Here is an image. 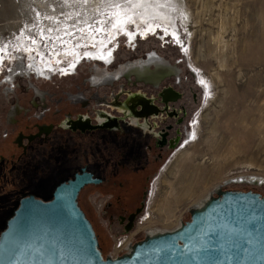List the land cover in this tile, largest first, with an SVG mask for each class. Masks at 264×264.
I'll list each match as a JSON object with an SVG mask.
<instances>
[{"label": "rangeland", "instance_id": "rangeland-1", "mask_svg": "<svg viewBox=\"0 0 264 264\" xmlns=\"http://www.w3.org/2000/svg\"><path fill=\"white\" fill-rule=\"evenodd\" d=\"M105 3L107 0H101ZM157 3L143 0L126 14L116 9L98 14L84 0H0V228L22 195L34 193L47 199L58 182L83 165L106 178L104 185H85L77 203L92 225L100 251L109 257L124 253L117 243L126 236L132 238L136 229L139 232L133 242L150 229H173L188 218L189 208L198 207L217 188L250 189L264 195V0H167L168 11ZM158 14L157 20L145 18ZM52 20L59 23L60 30L73 29L76 35L91 27L92 32L85 42L72 38L55 46L50 38L40 36L42 22ZM153 27L177 30L185 54L171 38L158 37L151 31ZM138 31L142 35L130 42L126 35ZM104 45L114 50L110 66L83 59L67 69L71 52ZM33 47L40 52L31 50ZM12 53L19 54L23 65L29 57L38 56L59 65L42 76L31 71L26 76L15 74L8 83L5 78L18 63ZM148 55L166 61L178 73L156 87L123 77L96 88L88 84L98 68L112 73L119 65L145 60ZM220 60H224L222 64ZM119 84L123 90L137 89L154 96L156 103L162 88L177 95L167 102L184 110L179 125L172 118L166 120L173 126L170 135L174 128L178 130L174 146L160 150L152 146L144 151L145 161L123 162L108 135L78 137L56 126L45 143H32L25 157L18 158L21 147L15 140L19 133H32L37 124L55 125L64 115H91L95 108L91 97L116 91ZM68 94H81L88 104L73 102ZM134 133L129 129L117 147L132 150L139 144L152 145L150 138L131 140ZM116 162L124 169L110 177L107 174ZM190 173L202 174L199 189L185 194L186 198L167 211L165 202L184 186L183 178L192 177ZM239 176L260 177L263 183L233 180ZM136 209L127 225V216Z\"/></svg>", "mask_w": 264, "mask_h": 264}, {"label": "water", "instance_id": "water-1", "mask_svg": "<svg viewBox=\"0 0 264 264\" xmlns=\"http://www.w3.org/2000/svg\"><path fill=\"white\" fill-rule=\"evenodd\" d=\"M83 123L81 117L60 126L74 130ZM103 127L113 128L88 126ZM100 182L82 166L53 187L50 199L20 197L0 230V264H264V195L250 189L217 188L173 229L146 234L127 252L103 257L77 203L85 185Z\"/></svg>", "mask_w": 264, "mask_h": 264}, {"label": "flooded vegetation", "instance_id": "flooded-vegetation-1", "mask_svg": "<svg viewBox=\"0 0 264 264\" xmlns=\"http://www.w3.org/2000/svg\"><path fill=\"white\" fill-rule=\"evenodd\" d=\"M159 17L160 14H158V16L156 15V19L153 17V15L146 16L145 18L157 20L159 19ZM152 30L156 31V33L159 34L158 37L160 38H171L175 45L180 48L185 54L186 47L181 39L180 33L177 32V30L170 28L166 31H160L157 28L154 29V27L151 29V31ZM138 35H142V33L139 31L129 33L126 35V37L130 42H133L136 40ZM31 50L40 52V50L36 47L31 48ZM113 53L114 50L111 47L109 48V45L71 52V54L68 55L71 59V64L67 66V69L74 68L77 63L83 59L92 60L96 63H102L106 67L110 66L114 62L112 60ZM11 55H14L16 59L19 57V54L17 53H12ZM17 60L18 63L16 67L11 69L9 71V75H7V77L5 78V81L8 83H11V79L15 74H22L26 76L31 71L34 74H41L42 76L45 75V73L48 71H53L55 69L54 65H59V63L55 62L52 59L50 60L49 58H46L45 61L39 56L38 59L29 57L28 63L24 65L20 62L19 58ZM187 65L191 68L194 75L199 79L200 83L202 81L201 77L198 75V73L196 74L194 72V68L189 65L188 61ZM151 66H154L155 70H153ZM60 70L61 69H59V71ZM176 73H178V71H174V68L169 63L166 64L164 60L148 55L145 60L141 59L135 62H127L124 65H119L117 69L112 73H107L106 70L98 68V70L93 74L92 78L87 79V81L91 87L96 88L99 85H110L115 81H120V78L123 77L128 81H132L133 83L141 82L145 85L156 87L160 85L162 81L168 79V77H170L171 75H175ZM131 76H133V80ZM116 88L118 90H109L106 93L104 92L101 97L98 95L91 97L95 106V108L91 110V115H89L87 112L75 114L73 118H71L69 115H64L60 122L55 125L37 124L35 126V130L32 133H19L16 136L15 140L16 144L21 147V153L18 155V158L22 160V158L25 157L27 147H30L32 143H45L48 139V136L55 130L56 126L62 131L71 132L78 137L86 136L88 138H100L103 135H108L111 139V142L113 143V147L119 152L118 154L120 155V159L123 160V162H135L136 164L138 163V161H145L144 151L148 150L152 146L160 150L164 146L171 147L174 146L176 142H178L179 136L177 128H174V134L170 135L169 130L173 126L172 124L166 122L167 118H172L174 124L179 125L182 121V115L184 114L182 106H179V108H175L167 103L168 100H174L177 97L174 92L162 88V90L158 93V99L160 101L156 103L154 96L143 93L142 90H123L121 84L117 85ZM35 93H39L38 90H35ZM120 96H123V98L120 99ZM68 98L73 102L79 101L84 106L88 104L87 100L85 98H82L81 94H68ZM81 117L83 119H87V123L78 125L79 127L74 130L63 128L60 126V123L62 121H66L67 119L77 120ZM102 117L106 119L108 118V121L105 122L103 119H100ZM96 118L98 119L96 120ZM96 124H107L109 126H112L113 128H88V126L90 127ZM80 127H82L83 129H80ZM129 129L135 131L133 139L131 140H135L136 142H138L137 137H139V139L145 142L144 138H150L152 140V145L139 144L138 147H135V149L132 150H127L125 148L122 149V145H119L117 147L118 141L124 140V137H127L126 133ZM159 156L160 153L157 152L156 159ZM81 167H79L75 172H78ZM84 167L87 171L91 172L93 176L101 179V182L96 185H104L106 183L104 174H96L91 169H88L86 165ZM139 167L140 170L143 169L142 166ZM119 168L124 169V165H122L120 162L114 163L113 167H111L110 169V173H108L107 175L110 177L114 176L117 172V169ZM66 179L67 178H65L64 180ZM31 194L35 196L34 193ZM35 197L43 200V198L39 197L38 195ZM138 210L139 209H136L134 212L129 213V215L127 216V225H129L130 221H132Z\"/></svg>", "mask_w": 264, "mask_h": 264}, {"label": "bare ground", "instance_id": "bare-ground-1", "mask_svg": "<svg viewBox=\"0 0 264 264\" xmlns=\"http://www.w3.org/2000/svg\"><path fill=\"white\" fill-rule=\"evenodd\" d=\"M85 3L88 2V5H89V8H91L93 10V12H97L98 14H102L103 9L104 10H107L108 12H110V10H118L120 12V14H126L127 12H129L130 10H132L133 8L136 9L137 7H139L141 5V2L143 0H107V3H105V5H102L101 4V0H84ZM105 0H103L104 2ZM157 1L160 9L162 11H168L170 6L169 4L167 3V0H155ZM170 1V0H169ZM102 5V6H101ZM101 6V7H99ZM133 11V10H132ZM172 13V12H171ZM75 15L73 16H77V13H74ZM119 15V14H118ZM110 16V15H109ZM158 16V15H157ZM51 18H54V17H51ZM155 18V17H154ZM56 19V18H54ZM71 20V19H70ZM54 20H52V22H42L43 26L41 27V38H44L45 40L48 41V39L50 38V42H53L55 44V46L59 43H61L62 45H65L64 43H68L70 40H72V38H78L82 41H86V37L88 36L87 34L91 33L92 32V27L90 29L86 28L84 30V32H79L77 33L76 35V32H74L73 29H67V30H60L59 28V23H54L53 22ZM60 22V21H59ZM87 23V22H86ZM88 24V23H87ZM42 28H46L45 29V32L43 31L44 29ZM59 28V29H57ZM98 35V34H97ZM92 36V35H91ZM77 39V40H78ZM88 39V38H87ZM74 41V40H73ZM74 43V42H73ZM257 46H260L261 45H257ZM252 48H255L252 46ZM264 48V47H263ZM245 49H247L245 47ZM251 50V49H250ZM258 50V49H257ZM262 50V49H260ZM243 52H245L244 50H242ZM259 51V50H258ZM257 51V52H258ZM242 52V53H243ZM248 52V51H247ZM245 52V53H247ZM243 53V54H245ZM249 53V52H248ZM252 53V52H251ZM255 53V52H254ZM248 55V54H247ZM251 55V54H250ZM254 55V54H253ZM257 55V54H255ZM261 56V55H260ZM251 57V56H250ZM254 57V56H253ZM252 57V58H253ZM259 57V56H258ZM261 60V59H260ZM224 60H220V64L223 63ZM253 61V60H252ZM166 62V61H164ZM167 64V62H166ZM248 65V64H247ZM251 65V64H250ZM174 68V71H178L177 68H175L174 66H172ZM229 75V74H228ZM231 79V78H230ZM253 79V78H252ZM257 80V79H256ZM251 81V80H249ZM236 90V89H235ZM233 95V94H232ZM214 128V126H213ZM246 151V149H245ZM218 152V151H216ZM218 167V165H217ZM220 169V168H219ZM213 170V169H212ZM202 171V170H201ZM196 171L193 172V174L195 173ZM204 172V171H203ZM211 172V171H210ZM214 172V171H213ZM199 173V172H198ZM202 173V172H201ZM206 173H208L206 171ZM191 174V173H190ZM201 175L200 176H197L196 174L194 176H191L190 178H187V179H182V183L184 184V186L178 190L176 192V194L173 195L172 198L168 199L166 202H165V207H166V210L167 211H171L173 206L175 204H177V202L184 196L186 198V195L191 193L192 191H196V189H199L197 188L198 185L201 183L200 180L201 179ZM215 175V174H214ZM189 176V175H188ZM203 178V177H202ZM208 178V177H207ZM210 178V177H209ZM211 179V178H210ZM233 180H236V182H241V183H248V184H260L262 185L263 183V179L260 178V177H255V176H239L238 178H234ZM200 182V183H199ZM205 182V181H204ZM200 187V186H199ZM186 194V195H185ZM191 196V195H190ZM189 196V197H190ZM188 197V196H187ZM182 201V199H181ZM201 202V201H200ZM179 205V204H178ZM176 208H177V205H176ZM180 223V222H179ZM160 231H163V230H153V229H150L148 234H152V233H155V232H160ZM131 238V237H130ZM129 238V239H130ZM128 241V238L126 239V242Z\"/></svg>", "mask_w": 264, "mask_h": 264}, {"label": "built area", "instance_id": "built-area-1", "mask_svg": "<svg viewBox=\"0 0 264 264\" xmlns=\"http://www.w3.org/2000/svg\"><path fill=\"white\" fill-rule=\"evenodd\" d=\"M139 232V230L138 229H136V230H134L132 233H135L134 234V236L137 234ZM146 234H148V232L147 233H145V235ZM133 236V237H134ZM129 236H126V238H123L122 240H120L117 244L119 245V247H120V251H122V252H127L128 251V249H129V247H130V245L132 244V242H133V237L132 238H130V239H128V241L126 242V239L128 238ZM119 251V252H120Z\"/></svg>", "mask_w": 264, "mask_h": 264}, {"label": "trees", "instance_id": "trees-1", "mask_svg": "<svg viewBox=\"0 0 264 264\" xmlns=\"http://www.w3.org/2000/svg\"><path fill=\"white\" fill-rule=\"evenodd\" d=\"M22 196H24V195H22ZM22 196H21V197H22ZM50 197H51V195H50L47 199H44V200H48V199H50ZM11 213H12V211H11L10 213H8V217L11 215ZM8 217H7V218H8ZM7 218H6V219H7ZM4 223H5V221H4ZM4 223H3L2 227L0 228V230L3 229V227H4ZM100 252H101V251H100ZM101 255H102L103 257L105 256L102 252H101Z\"/></svg>", "mask_w": 264, "mask_h": 264}, {"label": "snow or ice", "instance_id": "snow-or-ice-1", "mask_svg": "<svg viewBox=\"0 0 264 264\" xmlns=\"http://www.w3.org/2000/svg\"><path fill=\"white\" fill-rule=\"evenodd\" d=\"M201 83H203V81H201Z\"/></svg>", "mask_w": 264, "mask_h": 264}]
</instances>
